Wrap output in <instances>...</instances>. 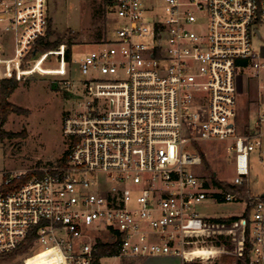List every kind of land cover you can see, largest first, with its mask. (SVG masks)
I'll return each mask as SVG.
<instances>
[{"label":"built area","instance_id":"2783aa9c","mask_svg":"<svg viewBox=\"0 0 264 264\" xmlns=\"http://www.w3.org/2000/svg\"><path fill=\"white\" fill-rule=\"evenodd\" d=\"M104 4L118 29L80 64L93 79L73 92L76 106L64 116L66 160L0 185V255L35 235L49 259L67 264H94L99 242L115 257L182 259L187 236L206 227L198 206L242 201L202 174L198 144L229 142L231 185L246 184L250 153L264 147V110L252 129L236 125L238 73L252 71L263 93L264 53L252 41L261 39L264 0ZM49 22V0H0L1 80L26 77ZM48 53L67 63L64 47ZM75 87L63 81L67 92ZM247 199V264H264V195Z\"/></svg>","mask_w":264,"mask_h":264},{"label":"rangeland","instance_id":"374dc122","mask_svg":"<svg viewBox=\"0 0 264 264\" xmlns=\"http://www.w3.org/2000/svg\"><path fill=\"white\" fill-rule=\"evenodd\" d=\"M49 14L53 34L46 36L54 42L59 36L63 42L55 50L72 48L70 63H56L48 52H39L26 77L23 76L9 102L27 111L12 113L0 132L11 133L12 138L0 135V185L4 176L24 173L42 165L60 161L67 151L63 135L64 116L76 106L73 92L80 91L84 82L93 79V73L82 75L80 64L95 53L99 45L112 38L118 29L115 15H111L104 0H49ZM261 39L253 38V49L264 53V24L259 26ZM53 50V51H55ZM51 52V51H49ZM5 68L0 66V81ZM66 80L76 86L72 92L63 88ZM264 85L263 81L260 83ZM237 126L252 129L258 110H264V91L258 92V82L252 71L238 73ZM246 129L244 134H247ZM264 143V137H263ZM229 142H200L198 154L203 158L202 174L209 179L231 185L236 177L235 151L228 149ZM197 152V151H196ZM264 147L262 152L252 150L249 157V175L242 186L250 197L264 195ZM232 186V185H231ZM246 195V196H248ZM248 199L232 203L207 201L196 208L207 218L206 227L198 234L188 235L184 257L121 258L105 257L101 264H238L244 239L242 222L218 223L225 217H240L246 210ZM106 238V236H104ZM0 264H67L61 258L47 260L43 247L34 244L27 251L8 256Z\"/></svg>","mask_w":264,"mask_h":264},{"label":"trees","instance_id":"16d2710c","mask_svg":"<svg viewBox=\"0 0 264 264\" xmlns=\"http://www.w3.org/2000/svg\"><path fill=\"white\" fill-rule=\"evenodd\" d=\"M53 34L52 31V23H51V19L49 22V28H48V32H47V36H51ZM63 42V37L59 36L56 41L54 42H48L46 40V38L42 39L37 47V52H49V51H53L56 48H58V46ZM65 60L67 63H70L72 61V48L70 46H68L66 53H65ZM19 86V82L13 78V79H9V80H1L0 81V128L3 127L10 114L12 113H17V114H26L27 111L17 107L15 105H13L12 103L9 102V98L11 97V95L15 92V90L18 88ZM1 137L3 138H12L14 137L13 134L11 133H5V132H0ZM68 155V151H66V153L64 154V156L62 157V159L60 160L61 162L65 161ZM31 177V174L25 178H22L18 181H16L14 183V185H20L23 184L24 182H26L29 178ZM210 180L212 182V184L214 185L215 188L217 189H223L225 191H235V192H239L240 194V200H243L245 198H247V193L245 191L244 188L242 187H233L231 185L228 184H224L221 183L219 181L216 180V178L214 177V175L212 174L210 176ZM12 188V187H11ZM9 188V189H11ZM223 203V202H220ZM214 222H218V223H234V222H242L243 227H244V239H243V244H242V249L240 252V259L238 261V264H247L248 263V257H249V250H250V224H251V215L249 210H246L244 212V214L240 217H236V216H231V217H225V218H221L218 220H213ZM207 223V222H206ZM36 241V237L35 235H33L30 239L27 240L25 247H23L21 250L17 251L16 253L13 254H8V255H0V260L7 258L8 256H12L15 254H18L22 251H27L29 250L31 247L34 246ZM98 254L95 257V261L94 264H99V259L101 258H105V257H115L116 256V251L115 249L110 246L109 244H102V243H98Z\"/></svg>","mask_w":264,"mask_h":264},{"label":"bare ground","instance_id":"6f19581e","mask_svg":"<svg viewBox=\"0 0 264 264\" xmlns=\"http://www.w3.org/2000/svg\"><path fill=\"white\" fill-rule=\"evenodd\" d=\"M44 254H45V257H46L47 260H53L54 258H56V257H53L52 259H49L48 258L49 253H44Z\"/></svg>","mask_w":264,"mask_h":264}]
</instances>
